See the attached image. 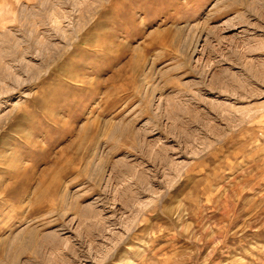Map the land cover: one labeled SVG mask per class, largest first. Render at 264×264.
Masks as SVG:
<instances>
[{
  "label": "rangeland",
  "instance_id": "1",
  "mask_svg": "<svg viewBox=\"0 0 264 264\" xmlns=\"http://www.w3.org/2000/svg\"><path fill=\"white\" fill-rule=\"evenodd\" d=\"M0 264H264V0H0Z\"/></svg>",
  "mask_w": 264,
  "mask_h": 264
}]
</instances>
